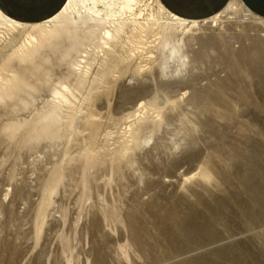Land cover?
Returning <instances> with one entry per match:
<instances>
[{
    "label": "rangeland",
    "instance_id": "obj_1",
    "mask_svg": "<svg viewBox=\"0 0 264 264\" xmlns=\"http://www.w3.org/2000/svg\"><path fill=\"white\" fill-rule=\"evenodd\" d=\"M223 11L184 34L185 65L165 61L151 24L146 37L122 38L107 76L99 47L65 52L68 34L29 57L2 45L0 264H264V113L243 107L230 81L235 117L191 101L227 79L222 36L233 51L264 41V19L238 1ZM0 35L10 36L4 25ZM241 87L264 106V83ZM132 90L145 92L123 96ZM44 130L49 139H29ZM166 206L195 219L190 243L163 234Z\"/></svg>",
    "mask_w": 264,
    "mask_h": 264
},
{
    "label": "bare ground",
    "instance_id": "obj_2",
    "mask_svg": "<svg viewBox=\"0 0 264 264\" xmlns=\"http://www.w3.org/2000/svg\"><path fill=\"white\" fill-rule=\"evenodd\" d=\"M154 6L156 8L155 12ZM234 6L235 1L232 0L224 8L223 12L226 15L230 14ZM164 15H167V17H164ZM161 19H164V21L162 20V22ZM218 19L219 13L203 20H186L168 12L158 0H66L54 15L42 22L34 23H24L10 18L0 9V28L4 25L10 33V36L7 38L4 35H0V51L3 47L2 45H4V47L8 48L10 55L29 57L34 50L47 41L53 38L56 39L61 34H68L75 40L68 45L65 52H68L69 49L79 51V47H87L91 44L99 47L103 56H105L102 60L104 67H106L103 74L107 76L106 73L107 71L109 72V67H111L108 64H110L113 54L117 51H115L116 46L123 40L122 38L126 34H128L127 36L141 39L146 37V31L150 24L157 26L154 32L155 36H157V44L155 47L161 51L164 50L162 55H165V51H167L168 54L166 59L164 58L165 61L168 57L171 59L173 56V58L177 57V60H183L188 57L184 51V47L186 46L184 34L189 31L190 27L197 25L198 22L216 23ZM127 29L129 30L127 31ZM227 37L222 36L223 45L225 47L227 46L226 52L229 55V61L227 62L229 74L227 79L224 78L223 80L225 81L220 80L214 89L206 90V88L205 90H195L191 96V101L199 100L207 111L214 110L219 118L230 119L235 117L236 113H234L235 111L230 108L226 101L223 89L225 84L230 81L237 88L239 101L243 107L253 105L258 112L264 113L263 104L255 103L248 89L241 87L243 82L252 79L256 80L259 84L264 83V41L256 40L255 38L251 40L250 45H243L237 51H233L228 48L229 41ZM209 42L210 39H206L202 42V45L204 46ZM202 45L201 47L203 49L204 47ZM197 54L194 55L196 56L195 58L202 57L200 52ZM195 58L193 59L195 60ZM164 59L162 61L160 59V62H158L160 63V67L166 69ZM182 65H185L184 60L182 61ZM176 67L178 68V66ZM0 68L4 69V66L1 65ZM84 78L85 74H82V79ZM144 92V90L126 91L123 96L134 97L144 94ZM56 94L60 102L68 101L65 93L57 92ZM155 100L154 98L147 104L150 107L156 108L157 104ZM13 130L14 128L7 129L8 136L12 137L14 134ZM48 132L50 131L44 130L40 134L29 137V139H49L50 135ZM176 215V209L173 206L162 208L161 216H159L161 230L169 238H176L190 243L192 241L191 239L194 238V230L196 228L195 219L191 215H186L183 219H180ZM157 225L159 226V224ZM144 230L141 227H134L133 229V239L137 244H141L140 247H144V243H142ZM219 251L221 249L215 251V253ZM157 258L158 256L155 255V259ZM95 264H104V262L98 260Z\"/></svg>",
    "mask_w": 264,
    "mask_h": 264
},
{
    "label": "crops",
    "instance_id": "obj_3",
    "mask_svg": "<svg viewBox=\"0 0 264 264\" xmlns=\"http://www.w3.org/2000/svg\"><path fill=\"white\" fill-rule=\"evenodd\" d=\"M66 0H0L2 12L20 22H40L54 15ZM170 13L186 20H203L221 12L232 0H158ZM238 1L249 13L264 19V0Z\"/></svg>",
    "mask_w": 264,
    "mask_h": 264
}]
</instances>
